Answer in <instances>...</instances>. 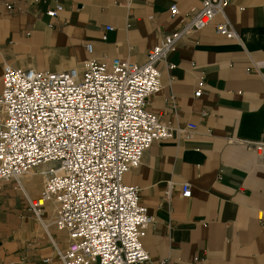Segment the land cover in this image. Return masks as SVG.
<instances>
[{
    "label": "crops",
    "instance_id": "0c3cea01",
    "mask_svg": "<svg viewBox=\"0 0 264 264\" xmlns=\"http://www.w3.org/2000/svg\"><path fill=\"white\" fill-rule=\"evenodd\" d=\"M202 1L0 0V94L5 64L59 71L88 58L144 63ZM56 2L64 8L51 17ZM224 11L239 38L216 32L224 21L218 13L158 63L163 88L149 98V109L168 124L193 122L196 130L155 142L124 175L154 217L143 244L155 261L264 264V151L248 143L264 142V0H228ZM184 182L190 197L182 195ZM44 185L42 168L0 180V264H44L50 256L58 264L54 244L66 248L67 237L56 226L57 203L49 201L40 218L28 203Z\"/></svg>",
    "mask_w": 264,
    "mask_h": 264
},
{
    "label": "built area",
    "instance_id": "2783aa9c",
    "mask_svg": "<svg viewBox=\"0 0 264 264\" xmlns=\"http://www.w3.org/2000/svg\"><path fill=\"white\" fill-rule=\"evenodd\" d=\"M227 5L228 0H203L195 15L148 50L144 63L88 58L81 67L59 71L4 65L0 180L43 169L44 188L28 203L39 218L49 201L57 203V229L68 234L66 248L54 244L57 263L178 264L155 261L145 248L143 238L154 217L141 203L140 188L124 183V175L141 164L155 142L176 134L188 139L196 130L193 122L168 124L149 109V98L163 88L158 63L218 13L224 21L215 24L216 32L239 38L225 14ZM63 8L56 2L47 14L57 16ZM170 10L172 16L180 13L176 4ZM86 49L92 53L93 44ZM203 86L201 79L195 96H201ZM248 143L259 154L264 151V142ZM192 192L184 182L182 195ZM53 260L46 257L44 264Z\"/></svg>",
    "mask_w": 264,
    "mask_h": 264
},
{
    "label": "rangeland",
    "instance_id": "374dc122",
    "mask_svg": "<svg viewBox=\"0 0 264 264\" xmlns=\"http://www.w3.org/2000/svg\"><path fill=\"white\" fill-rule=\"evenodd\" d=\"M62 236H63V239L65 240L66 239V237H67V239H68V234L66 233V232H64V231H62ZM66 239V240H67ZM59 264V263H58Z\"/></svg>",
    "mask_w": 264,
    "mask_h": 264
}]
</instances>
